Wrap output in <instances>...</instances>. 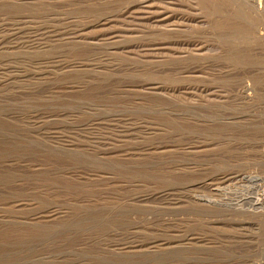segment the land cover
Here are the masks:
<instances>
[{
  "label": "rangeland",
  "instance_id": "obj_1",
  "mask_svg": "<svg viewBox=\"0 0 264 264\" xmlns=\"http://www.w3.org/2000/svg\"><path fill=\"white\" fill-rule=\"evenodd\" d=\"M262 197L264 0H0V264H264Z\"/></svg>",
  "mask_w": 264,
  "mask_h": 264
},
{
  "label": "bare ground",
  "instance_id": "obj_2",
  "mask_svg": "<svg viewBox=\"0 0 264 264\" xmlns=\"http://www.w3.org/2000/svg\"><path fill=\"white\" fill-rule=\"evenodd\" d=\"M259 7H260V5H259ZM263 198V197H262ZM260 199V198H259ZM259 199H257V200H259ZM264 199V198H263ZM262 199V200H263ZM260 202V201H259ZM255 203V202H254ZM257 203V202H256ZM256 203H255V205H256ZM261 203V202H260ZM259 204V203H258ZM257 207H258V205H256ZM255 207V206H254ZM257 209V208H256ZM259 209V208H258ZM260 209H262V210H264V206H262ZM260 212V211H259Z\"/></svg>",
  "mask_w": 264,
  "mask_h": 264
}]
</instances>
